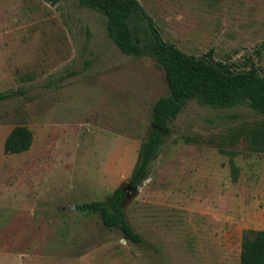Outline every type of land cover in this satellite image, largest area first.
<instances>
[{
  "label": "rangeland",
  "instance_id": "obj_1",
  "mask_svg": "<svg viewBox=\"0 0 264 264\" xmlns=\"http://www.w3.org/2000/svg\"><path fill=\"white\" fill-rule=\"evenodd\" d=\"M138 1L165 42L264 74V0ZM131 26L152 40L144 18ZM167 94L156 60L122 53L102 13L78 0H0V264H240L243 233L264 230V150L248 130L264 115L244 104L191 100L173 121L124 202L141 243L78 209L127 189ZM18 125L33 145L6 154Z\"/></svg>",
  "mask_w": 264,
  "mask_h": 264
},
{
  "label": "trees",
  "instance_id": "obj_2",
  "mask_svg": "<svg viewBox=\"0 0 264 264\" xmlns=\"http://www.w3.org/2000/svg\"><path fill=\"white\" fill-rule=\"evenodd\" d=\"M57 4L60 0H45ZM81 7L106 16L108 37L119 50L129 56L153 57L165 72L168 94L160 97L151 108L150 125L140 144L138 156L129 178V185L139 187L150 174L151 163L162 145L171 136V124L191 100L202 106L233 108L244 104L264 115V74L255 67L234 71L227 63L216 61L213 51L202 56L183 52L163 40L150 17L138 0H78ZM143 18L148 23L152 40L143 42L131 26V20ZM3 95H0V100ZM249 130V141L258 150H264V126ZM33 145V132L24 125L12 129L4 142L6 154L28 151ZM233 180L238 178L237 167H232ZM127 192L117 188L101 201L86 203L79 210L98 213L108 228H118L124 239L141 243L142 237L126 219L124 202ZM240 264H264V230H247L242 235Z\"/></svg>",
  "mask_w": 264,
  "mask_h": 264
},
{
  "label": "water",
  "instance_id": "obj_3",
  "mask_svg": "<svg viewBox=\"0 0 264 264\" xmlns=\"http://www.w3.org/2000/svg\"><path fill=\"white\" fill-rule=\"evenodd\" d=\"M149 22L152 23V19H150ZM123 189H125V188H123ZM125 190H126V192H128V191L136 192L137 188L130 186L128 183L127 189H125Z\"/></svg>",
  "mask_w": 264,
  "mask_h": 264
}]
</instances>
